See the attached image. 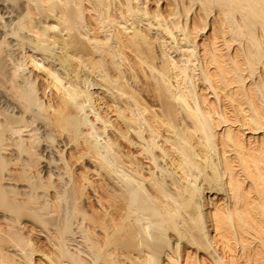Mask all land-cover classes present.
I'll return each mask as SVG.
<instances>
[{
  "label": "bare ground",
  "instance_id": "bare-ground-1",
  "mask_svg": "<svg viewBox=\"0 0 264 264\" xmlns=\"http://www.w3.org/2000/svg\"><path fill=\"white\" fill-rule=\"evenodd\" d=\"M0 264H264V0H0Z\"/></svg>",
  "mask_w": 264,
  "mask_h": 264
},
{
  "label": "rangeland",
  "instance_id": "rangeland-1",
  "mask_svg": "<svg viewBox=\"0 0 264 264\" xmlns=\"http://www.w3.org/2000/svg\"><path fill=\"white\" fill-rule=\"evenodd\" d=\"M209 30H210V29L208 28L207 31H209ZM210 36H211V32L209 31V32H208V37H210ZM248 133H250V132H248ZM257 134L260 135L261 132H258ZM138 148H139L138 145H137V148H136L135 146H131V149H132L131 152H134L135 155H133V156L139 159V153H137V152L139 151ZM125 151L128 152V148H127V150H125ZM212 252H213V251H212ZM214 254H215V253H214Z\"/></svg>",
  "mask_w": 264,
  "mask_h": 264
}]
</instances>
